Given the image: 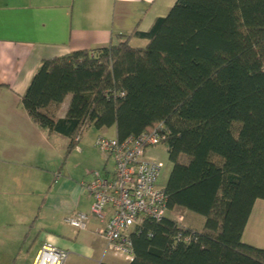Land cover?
<instances>
[{
    "label": "trees",
    "instance_id": "trees-1",
    "mask_svg": "<svg viewBox=\"0 0 264 264\" xmlns=\"http://www.w3.org/2000/svg\"><path fill=\"white\" fill-rule=\"evenodd\" d=\"M113 38L41 60L21 97L28 115L69 147L87 126L122 140L163 124L167 207L203 216V230L146 219L129 264H264V248L242 241L264 199V0H176L148 30Z\"/></svg>",
    "mask_w": 264,
    "mask_h": 264
},
{
    "label": "crops",
    "instance_id": "crops-1",
    "mask_svg": "<svg viewBox=\"0 0 264 264\" xmlns=\"http://www.w3.org/2000/svg\"><path fill=\"white\" fill-rule=\"evenodd\" d=\"M175 1L0 0V264H35L45 244L67 252L62 264H115L96 234L103 223L90 215L91 198L81 185L90 179L87 170L112 171V160L92 157L89 144L100 134L116 137L115 127L87 126L69 147V137L31 119L21 97L41 60L107 46L115 34L146 31ZM146 43L129 41L134 47ZM70 97L58 105L56 118L65 117ZM89 127L95 131L86 136ZM74 153L91 169L78 172ZM78 212L88 214L82 230L64 222Z\"/></svg>",
    "mask_w": 264,
    "mask_h": 264
},
{
    "label": "built area",
    "instance_id": "built-area-1",
    "mask_svg": "<svg viewBox=\"0 0 264 264\" xmlns=\"http://www.w3.org/2000/svg\"><path fill=\"white\" fill-rule=\"evenodd\" d=\"M163 128L159 123L148 132L122 140L102 134L96 136L94 146L112 160L113 169L109 174L87 170L90 179L81 184L91 198L90 215L103 223L96 230L97 236L106 242L114 257L128 263L133 259L132 234L139 231L144 220L160 221L169 217L167 195L164 186L158 184L163 162L146 156L150 147L162 143ZM79 136H75L74 142ZM173 219L183 226L181 216ZM87 221L88 214L82 212L64 219L77 230L85 229ZM189 235L184 240L188 241ZM66 257L65 250L45 244L35 264H62Z\"/></svg>",
    "mask_w": 264,
    "mask_h": 264
},
{
    "label": "rangeland",
    "instance_id": "rangeland-1",
    "mask_svg": "<svg viewBox=\"0 0 264 264\" xmlns=\"http://www.w3.org/2000/svg\"><path fill=\"white\" fill-rule=\"evenodd\" d=\"M142 46L144 45L142 44ZM94 131L95 129L89 127L84 130V133L86 132V136H87L88 134ZM89 147L91 148L90 150L92 152V157L93 155L99 156V154L105 155L104 153H101L94 146V144L93 146L89 144ZM146 156L148 158H157L163 162V168L161 170V173L158 179V184L160 186H165L168 175L172 168V164L168 159L166 145L164 143H159L153 147H150L147 151ZM109 162L111 163V161ZM72 165L76 167L77 171L80 173H83L85 169H91L92 167L91 165H89L87 161H85V158L81 157L80 155H77V153H74L73 155ZM168 215L171 218L181 216L182 225L195 229L197 231L203 230V224H204L205 218L199 214H196L194 212H191V211H188L182 208H174L169 212ZM242 241L250 245H253L255 247L264 248V199H257V203L252 211L251 218L243 233ZM23 252L25 253V250ZM22 253L20 252L21 255ZM20 254H19V257H20ZM110 261L115 264H129L128 262L124 261L122 258L113 257V255L111 256Z\"/></svg>",
    "mask_w": 264,
    "mask_h": 264
}]
</instances>
